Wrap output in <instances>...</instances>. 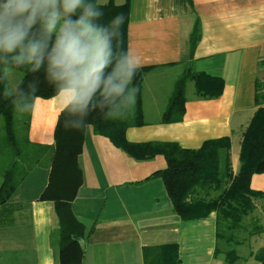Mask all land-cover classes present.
I'll return each instance as SVG.
<instances>
[{
  "label": "crops",
  "instance_id": "1",
  "mask_svg": "<svg viewBox=\"0 0 264 264\" xmlns=\"http://www.w3.org/2000/svg\"><path fill=\"white\" fill-rule=\"evenodd\" d=\"M130 1L127 52L139 57L141 67L152 68L142 88L145 124L128 128L126 139L199 148L206 140L229 136L236 173L240 148L235 141L241 143L257 109L256 83L264 79V0ZM196 25L201 39L192 54L190 36ZM187 68L223 78L224 90L219 97L202 98L187 85L183 119L164 123L175 82ZM60 113L56 96L37 97L30 141L52 146ZM79 164L83 184L72 211L88 229L96 226L86 241L84 264H145L143 248L163 244H177L180 264H260L251 253L264 247V232H245L237 247L240 258L229 263L230 247L217 239V212L191 220L178 217L163 179L152 176L167 167L163 155L136 159L88 126ZM50 171L48 161L37 164L2 210L0 264L59 262L53 203L41 199ZM251 187L264 192V173L253 175ZM263 204L257 200V210Z\"/></svg>",
  "mask_w": 264,
  "mask_h": 264
},
{
  "label": "trees",
  "instance_id": "2",
  "mask_svg": "<svg viewBox=\"0 0 264 264\" xmlns=\"http://www.w3.org/2000/svg\"><path fill=\"white\" fill-rule=\"evenodd\" d=\"M92 2L103 12L99 21L102 24H108L114 16L123 14L125 20L120 29V49L127 52L131 1L125 0L122 4H117L114 0L104 4L98 0ZM200 39L201 29L196 25L190 36L192 54ZM7 67L20 70L23 76L12 95L6 97L5 89H9ZM151 68L140 67L136 72L133 85L138 91L133 106L121 109L120 115L108 119L103 111H92L85 117L83 126L78 129L66 128L67 112H61L54 132V144L47 146L30 141L29 126L34 100L37 97L48 99L56 96L55 87L46 81L43 69L33 74L26 67L0 64V119L4 121V143L13 156L3 171L0 214L21 181L37 164H44V154L49 153L50 158L47 161L51 171L41 199L53 203L54 215L58 222L57 264H84L86 241L96 228L94 225L88 229L80 222L71 206L83 184L79 156L83 152L88 126L92 127L96 134L108 137L116 146L136 159L163 155L167 167L156 171L152 176L163 179L173 211L181 220L203 218L217 212V239L220 245L230 247L226 256L229 263H234L240 258L237 247L243 240L241 235L245 232H264V224L257 225L250 231L244 228L245 218H251V221L260 218L254 216L257 210L256 202L264 201V192L251 187L253 175L264 173V79H258L256 83L257 109L242 133L240 167L235 173L229 136L206 140L199 148H185L172 141L132 143L126 139L128 128L145 124L142 88L144 77ZM33 82L34 91L30 88ZM188 82L194 83L196 95L202 98L219 97L224 90L223 78L187 68L175 82L162 122H178L183 119ZM16 106L27 107V110L18 111ZM32 159L34 163L28 164ZM262 212L264 216V204ZM251 255L260 264H264V247ZM143 256L145 264H180L177 244L145 246Z\"/></svg>",
  "mask_w": 264,
  "mask_h": 264
},
{
  "label": "clouds",
  "instance_id": "3",
  "mask_svg": "<svg viewBox=\"0 0 264 264\" xmlns=\"http://www.w3.org/2000/svg\"><path fill=\"white\" fill-rule=\"evenodd\" d=\"M102 17L92 0H0V64L33 74L43 69L67 112L66 128H80L97 109L106 119L120 115L136 101L133 79L142 65L120 49L125 18L117 14L102 24Z\"/></svg>",
  "mask_w": 264,
  "mask_h": 264
},
{
  "label": "rangeland",
  "instance_id": "4",
  "mask_svg": "<svg viewBox=\"0 0 264 264\" xmlns=\"http://www.w3.org/2000/svg\"><path fill=\"white\" fill-rule=\"evenodd\" d=\"M98 2L103 3L102 0H98ZM6 74H7V80H8V88L11 92H14L18 82L20 81V79L23 76V72H21L18 69L12 68V67H7L6 68ZM188 85H189L188 86L189 92L195 90L193 82H188ZM18 128H19V130H21L20 127H18ZM4 139H5L4 121H3V119H0V185L3 181L4 168L6 167V165L9 164V162L13 158L12 153L10 152V150L6 147V145L4 143ZM235 148H237V149L240 148V142L239 141H235ZM49 158H50V154L45 153L44 157H43V161H45V160L47 161V160H49ZM33 163H34L33 159L30 162H28V164H33ZM263 202H264L263 200H258V203H263ZM254 216H255V218L256 217H260V218H257L254 221H251V218H245V220H244V228L247 231H250L253 228H255L257 225H261L264 223L262 210H257L255 212ZM239 233H241V231ZM241 237H242V235H241ZM240 239L241 238H239V240ZM250 245H252L253 247L254 246L256 247V246H258V243H256V244L251 243ZM248 248L249 247L246 246V249H248ZM240 253L242 255V250Z\"/></svg>",
  "mask_w": 264,
  "mask_h": 264
}]
</instances>
